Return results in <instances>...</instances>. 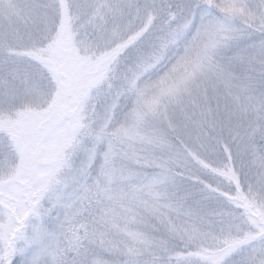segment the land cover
<instances>
[{
	"label": "snow or ice",
	"instance_id": "6c2138e0",
	"mask_svg": "<svg viewBox=\"0 0 264 264\" xmlns=\"http://www.w3.org/2000/svg\"><path fill=\"white\" fill-rule=\"evenodd\" d=\"M0 264H264V0H0Z\"/></svg>",
	"mask_w": 264,
	"mask_h": 264
}]
</instances>
